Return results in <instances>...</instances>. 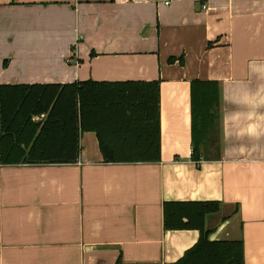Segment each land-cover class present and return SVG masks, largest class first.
I'll use <instances>...</instances> for the list:
<instances>
[{
  "label": "crops",
  "instance_id": "crops-1",
  "mask_svg": "<svg viewBox=\"0 0 264 264\" xmlns=\"http://www.w3.org/2000/svg\"><path fill=\"white\" fill-rule=\"evenodd\" d=\"M78 79L158 80L160 159L105 162L82 131L75 161L0 163V264L173 262L199 237L163 228L183 200L218 201L208 239L264 264V0H0V83ZM196 79L217 81L219 154L193 160Z\"/></svg>",
  "mask_w": 264,
  "mask_h": 264
},
{
  "label": "trees",
  "instance_id": "trees-1",
  "mask_svg": "<svg viewBox=\"0 0 264 264\" xmlns=\"http://www.w3.org/2000/svg\"><path fill=\"white\" fill-rule=\"evenodd\" d=\"M158 91V80L0 83V163L75 161L82 131L97 137L105 162L157 161ZM189 98L190 158L218 156L217 81L191 80ZM218 208V201L208 200L163 203L164 229L194 228L199 234L167 264H242L240 240L208 239L204 216Z\"/></svg>",
  "mask_w": 264,
  "mask_h": 264
},
{
  "label": "built area",
  "instance_id": "built-area-1",
  "mask_svg": "<svg viewBox=\"0 0 264 264\" xmlns=\"http://www.w3.org/2000/svg\"><path fill=\"white\" fill-rule=\"evenodd\" d=\"M164 2H165V3H168L169 0H164ZM205 6H206V5H205L204 3L201 4V7H202V8H205Z\"/></svg>",
  "mask_w": 264,
  "mask_h": 264
}]
</instances>
